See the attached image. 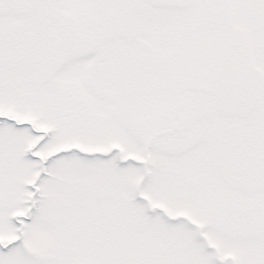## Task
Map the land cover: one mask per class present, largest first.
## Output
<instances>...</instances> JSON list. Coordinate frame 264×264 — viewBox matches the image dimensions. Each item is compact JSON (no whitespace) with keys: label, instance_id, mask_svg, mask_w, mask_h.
Here are the masks:
<instances>
[{"label":"snow or ice","instance_id":"obj_1","mask_svg":"<svg viewBox=\"0 0 264 264\" xmlns=\"http://www.w3.org/2000/svg\"><path fill=\"white\" fill-rule=\"evenodd\" d=\"M0 264H264V0H0Z\"/></svg>","mask_w":264,"mask_h":264}]
</instances>
